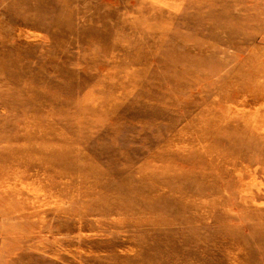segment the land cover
I'll use <instances>...</instances> for the list:
<instances>
[{"label": "rangeland", "instance_id": "rangeland-1", "mask_svg": "<svg viewBox=\"0 0 264 264\" xmlns=\"http://www.w3.org/2000/svg\"><path fill=\"white\" fill-rule=\"evenodd\" d=\"M0 264H264V0H0Z\"/></svg>", "mask_w": 264, "mask_h": 264}, {"label": "bare ground", "instance_id": "bare-ground-1", "mask_svg": "<svg viewBox=\"0 0 264 264\" xmlns=\"http://www.w3.org/2000/svg\"><path fill=\"white\" fill-rule=\"evenodd\" d=\"M213 66H214V63L212 64ZM211 65V66H212ZM219 65H221V64H219ZM218 65V66H219ZM219 67H221V66H219ZM218 67V68H219ZM216 69V68H215ZM103 114V113H102ZM238 114V113H237ZM239 116V115H238ZM241 116H243V114H241ZM247 116V115H246ZM245 116V117H246ZM97 118V117H96ZM242 118V117H241ZM250 119H252V118H250ZM247 120V119H246ZM35 122V121H34ZM252 123H253V121H251ZM248 125V124H247ZM237 127H238V125H237ZM38 131V130H37ZM28 132H30V131H28ZM33 136H32V138H30V139H32V140H34V137L37 139L38 137H40L39 135H38V133L36 132V134H35V131H31L30 132ZM27 135V134H26ZM35 135V136H34ZM42 136H43V134H42ZM41 136V137H42ZM29 138V137H28ZM36 145H37V143L36 144H32V145H30L29 147H25V148H22V149H13V150H15V151H17L19 154H20V157H22L23 156V152L22 151H24L26 154H29L30 155V158H36V155H37V153H40L41 152V148H38V150L36 149ZM45 149V148H44ZM22 150V151H21ZM61 149H57V148H52V147H48V148H46V150H44L45 152L44 153H46V154H44V158L46 159V160H48V161H51V160H64V159H66L67 158V156H68V152L67 151H63V150H61L62 152H58V151H60ZM49 151H51L52 152V154L51 153H49ZM52 155V156H51ZM26 160H29V159H26ZM57 162V161H56ZM93 168V167H92Z\"/></svg>", "mask_w": 264, "mask_h": 264}]
</instances>
